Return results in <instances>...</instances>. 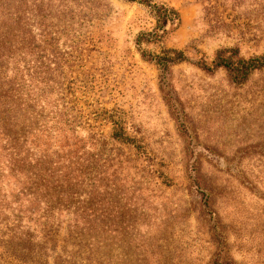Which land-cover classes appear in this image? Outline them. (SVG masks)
Instances as JSON below:
<instances>
[{
    "label": "rangeland",
    "instance_id": "rangeland-1",
    "mask_svg": "<svg viewBox=\"0 0 264 264\" xmlns=\"http://www.w3.org/2000/svg\"><path fill=\"white\" fill-rule=\"evenodd\" d=\"M149 1L177 19L158 29L150 8L126 0H12L15 58L49 121L32 152L53 171L77 162L82 208L19 194L21 176L0 158L2 217L22 213L35 241L43 221L59 226L36 264L75 251L71 224L104 264H264V69L235 83L200 68L221 50L264 53V0ZM165 50L184 61L161 71L147 58ZM110 120L139 150L108 141Z\"/></svg>",
    "mask_w": 264,
    "mask_h": 264
},
{
    "label": "trees",
    "instance_id": "trees-1",
    "mask_svg": "<svg viewBox=\"0 0 264 264\" xmlns=\"http://www.w3.org/2000/svg\"><path fill=\"white\" fill-rule=\"evenodd\" d=\"M150 8L153 11L156 20V27L162 28L167 22L177 19V13L170 8L152 6L149 0H126ZM14 12L12 10V0H0V158L4 159L5 167L10 172V177L15 178V174L21 176V188L18 192L28 190V194H36L37 198L45 193L49 197H53L50 207L46 210L54 209L55 205L71 204L75 213L82 207H78V201H75V188L81 185L77 182L74 174L79 172L77 162H69L73 164V168L67 166L62 170L53 171L52 161L48 158L45 151L36 156L32 152L31 145L37 136L42 135L49 122L42 114L43 110L37 102L41 95L35 94L34 75L29 73L26 62L19 66L15 55L19 53L16 47ZM155 35L152 34V37ZM139 44V40H136ZM144 57V54H141ZM161 69L166 71L167 64L180 63L184 61L181 51L165 50L160 55L148 56L147 58ZM211 66L200 62V68L205 71L220 69L228 73L231 80L235 83H241L247 77L256 71L264 69V53L258 58L242 59L238 56L236 49H226L215 53L214 59L210 63ZM39 107V108H37ZM113 117V116H112ZM112 117L108 116V119ZM111 126L108 131L107 139L113 143L131 146L135 150H139V146L135 141L129 138L123 129L122 123L118 120H110ZM60 130V129H59ZM73 171V177L71 172ZM73 183H72V181ZM94 180H88V185H93ZM34 188L36 192L31 190ZM41 197V196H40ZM6 197L0 195V264H36L42 253L44 244L55 243L57 239L58 225L46 221L40 224L41 237L39 241H35L32 231L27 228V223H22V214L12 215L9 221L2 217V212ZM46 211H44L45 213ZM27 213L33 214V211L27 210ZM66 236L69 245L75 247V251L66 255V259L60 258V264H104L101 256H98L97 242L95 238L90 236L88 231L84 234L78 228L77 224L66 226ZM102 242L104 243L108 234L107 226L102 225L100 228ZM63 242V240H61Z\"/></svg>",
    "mask_w": 264,
    "mask_h": 264
}]
</instances>
